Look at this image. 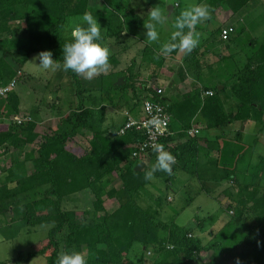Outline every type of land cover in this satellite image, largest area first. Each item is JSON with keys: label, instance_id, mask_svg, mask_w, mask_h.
<instances>
[{"label": "trees", "instance_id": "1", "mask_svg": "<svg viewBox=\"0 0 264 264\" xmlns=\"http://www.w3.org/2000/svg\"><path fill=\"white\" fill-rule=\"evenodd\" d=\"M251 1L197 0V3L203 2L211 6L215 14L218 10L224 12L228 23L233 16L244 15ZM87 2L88 0H0V34L12 36L23 33V25L15 24L13 9L26 6L31 10L29 18L32 19L34 15L38 17L43 37L48 40L46 50L52 53V59L62 64V48L66 40L58 41L56 33L66 20L80 17L85 12L100 17L88 7ZM7 9L12 10V13H3ZM132 9H124L122 16L111 10L102 23L103 28L105 27L102 38L116 40L122 33L124 36L133 35L143 16L136 19L133 15L135 9ZM261 14L257 16L259 21L253 23L259 38L252 37L249 46L245 44V48L236 51L225 48L226 54L215 51L213 60L208 56L210 49L204 51L200 46L187 55L183 52L180 56L174 54V57L172 54L164 56L159 50L154 52L151 46L144 47L141 56L145 59L148 57L150 62L154 54L158 61L150 76L158 77L159 68L169 57L180 60V65L174 69L180 82L188 76L193 80L187 92L178 93L174 90V101L170 105H165L167 99H164L163 91L156 95L150 87L142 89V86H137V74L132 67L126 69L127 76L121 75V71L111 73L110 83L106 88L103 85L105 77L102 75L83 79L70 70L64 71L73 86L68 92L63 88L66 93L60 102L58 100V105L55 102L49 105L58 109L56 113H62L65 109V116L54 127L38 128L29 116H21L18 118L21 121L17 123L14 118L20 113L19 98L13 91L14 87L0 97V147L8 145L21 150L37 140L36 151L25 153L22 161L12 164L14 166L8 167L5 175L0 177V208H11L10 219L0 221H5L7 226L12 224V216H19L23 226H49L46 238L32 246L34 251L28 254V258L42 256L46 258V264H56L62 251L75 249L81 252L85 247L87 264H144L147 251L151 256V264H194L199 262V254L207 252L214 254L215 258L224 257L218 258L215 264H264V186L259 187L255 183L256 178L251 182L252 175H247L248 180L237 176L238 160L245 156L252 145H242L235 154L232 151L230 155L234 157L230 162L224 160V148L216 146L218 159L205 169L208 171L214 167L220 172L218 176L209 178L224 184L221 193L230 200L226 210L231 212L232 219L211 243L203 242L202 237L194 233L196 228L201 230L204 219H196L197 226L178 225L173 219L162 223L134 201L137 192L151 185L153 179L163 180L167 186L180 170L201 180L198 170L203 165L198 159L201 146L198 130L208 131L247 120L264 123V11ZM234 24V27L230 23L223 26L233 29L226 41L220 39V29L212 31L210 43H217L218 39L222 43L231 42V35L235 32L240 35L242 29H238L237 21ZM115 60L114 54L109 56V63L114 64ZM24 62L25 60L18 61L11 51L3 53L0 56V85L12 81ZM215 66L217 74L213 73L209 82L204 80L202 73L211 71ZM142 90L147 94L140 96L139 92ZM202 91H211L212 96L201 99ZM146 97L165 108L169 117L167 129L171 134L164 137L162 143L176 158L170 174L156 171L151 180L144 179V172L156 160L148 165L142 157H131L135 146L143 140L141 132L127 129L118 133L126 116L117 126L112 124L102 127L104 110L109 105L120 103L116 106L117 109L126 107L134 115V109ZM35 108L33 106L31 114L37 112ZM14 115V122L6 125L4 120ZM191 129L195 130L193 136L187 133ZM80 131H84L85 136L89 137L86 147L77 145L76 137ZM183 137L184 141L176 142L177 138ZM234 142L238 143L235 138ZM213 145L215 146L214 143ZM240 175L245 176L244 173ZM114 176L120 181V188L114 189L110 184L105 195L110 198L120 192L116 195L118 205L110 212L104 207L102 195L97 189L102 180L110 183ZM263 176L264 172L256 177L260 179ZM84 190H90L93 194L88 209H84L79 216L73 209H63V201ZM195 217L199 218L197 215ZM228 226L234 230L233 233L237 232L234 238H231L233 233L227 232ZM241 233L245 235L244 238L254 239L257 243L250 245L247 239L239 240L236 247L242 246L241 252H223L222 246L226 243L233 244L235 248L237 239L242 237ZM14 234L16 232L12 236ZM20 261L21 254L17 253L14 262Z\"/></svg>", "mask_w": 264, "mask_h": 264}, {"label": "rangeland", "instance_id": "2", "mask_svg": "<svg viewBox=\"0 0 264 264\" xmlns=\"http://www.w3.org/2000/svg\"><path fill=\"white\" fill-rule=\"evenodd\" d=\"M197 3V0H88L87 5L88 7L92 8L94 13H97L100 15V17L96 16L97 23L102 28V23L105 22L106 16H108L109 12L113 10L116 13H119L121 16L124 13V9H132L134 10V14L136 19L140 18V16H143V19L141 20V25H139L135 31L134 35L137 38H140L142 41L137 42L135 46L137 49L142 48L145 44L153 45L156 48L161 47V45L165 42H171L169 35L171 34L174 29L172 28V24L175 21V18L179 15V13L189 6L190 4ZM203 4V2L201 3ZM205 4V3H204ZM173 6V12L170 13L168 10V6ZM207 5V4H206ZM153 6H161L162 9H165V15L168 17L167 21L160 25L158 27L159 32V41L158 42H152L151 44L144 41V33L146 32V29L143 27V23L147 20V12L148 10ZM116 7H119L116 8ZM210 9V18L206 21H203L199 23L196 27L198 32L201 33L200 42L197 45L202 48V50L210 49V52L208 53L209 58L211 60L215 59L214 53L216 51H223L225 54L226 50L228 48L232 49V51H236L240 48H245V44L250 45L249 40L254 37L258 36L256 33V29L253 27V23H256L257 20L259 21L260 18H257L259 14H263L264 11V0H252L250 4L247 7V12L243 14H238L233 16L228 23L227 22V16L224 12H221L218 10L216 12V17L214 16L215 13L212 11V7L209 6ZM144 10V11H143ZM31 10L27 8L26 6H18L13 9V13L15 18V24L16 25H23L24 30L23 33L19 32L18 35H12V36H6L5 33L0 34V56L3 55V53L6 52H12L15 57L18 59V61L25 60L23 65L21 66L20 70L17 72L16 77L13 79L16 81L13 91L18 95L19 98V115H16L17 118L28 117L30 120H33L37 127H48V126H55L56 118L59 116L58 113H56L58 110L57 108H51L49 105L51 102L57 103L58 100L60 102V99L64 97V87L66 88V91L68 92L69 89H71L72 81H70L64 70H62V64L61 68H58L55 71L51 70H43L38 69L34 65H32L29 62H32V58L36 56L38 52L45 51L47 49V42L48 40L43 37V30L42 27L38 24L37 16H33V18H29ZM3 13H12V10H5ZM248 13V14H247ZM144 14V15H141ZM261 14V15H262ZM82 16L80 17H71L66 20L64 26L56 33V38L58 41H61L62 36L67 37L66 34L70 33V29L74 27L77 24L82 23ZM138 17V18H137ZM146 18V19H145ZM257 18V19H256ZM145 19V20H144ZM238 22V29H242L241 34L231 35V42H221L218 39L217 43H210L211 40V33L212 31H220L223 26L230 23V25L234 24L235 22ZM232 23V24H231ZM235 25V24H234ZM233 26V25H232ZM234 27V26H233ZM205 29L208 30L207 32H204ZM237 29V28H234ZM102 30V31H103ZM187 31V29H185ZM68 32V33H67ZM65 33V35H64ZM218 34V32H215ZM207 36V39L209 40L206 46H205V37ZM240 36L241 44H235V40L237 37ZM64 37V38H65ZM131 37H129L130 39ZM259 38V36H258ZM128 39V37H127ZM111 42L106 43L105 46H107L111 51H118L121 45H118V39L114 40L108 39ZM234 40V42H233ZM121 41V40H120ZM135 41V40H134ZM11 42V43H10ZM7 49V50H5ZM214 50V51H213ZM160 51V50H159ZM132 55L133 52H131ZM183 51L181 50H174L171 54L174 57V54L176 56L182 55ZM153 55V54H152ZM149 55V56H152ZM135 56L127 55L125 56L118 64L119 72L122 71V68H126L128 65L130 59ZM152 58V57H151ZM150 58V59H151ZM121 59V58H120ZM147 63H148V57H146ZM35 64L38 65L39 61H35ZM163 64V63H162ZM168 67L166 66V69ZM162 69V66H161ZM161 72V71H160ZM152 72L150 70L149 75H151ZM213 73L211 71H205L203 72V77L209 82L212 78ZM81 76V75H80ZM83 78V77H82ZM174 78L176 76L174 75ZM84 79V78H83ZM59 85L61 88H58ZM103 85L106 87L108 85V81L106 79L103 80ZM58 86V87H56ZM60 89V90H59ZM63 90V91H62ZM60 93V96H57ZM73 99V98H72ZM1 100L0 99V109H1ZM56 100V101H55ZM58 105V103H57ZM100 105V104H99ZM33 106H36L35 109H37V112L35 114H31V109ZM56 107V106H55ZM139 108H141V104L139 102L137 109H134L133 114L138 115L141 114L139 112ZM33 110V109H32ZM65 115V113H64ZM11 116L10 118L4 120L5 124H12L13 118L16 117ZM119 117V115H118ZM15 119V118H14ZM1 120V119H0ZM123 119H120V121ZM58 121V120H57ZM112 123V122H111ZM110 123V124H111ZM1 124V121H0ZM110 124H102V127L106 128L110 126ZM114 125H118L117 123H113ZM112 125V124H111ZM235 123L229 124L227 126H219L217 128H214L212 130H215L213 133L217 134L219 133L220 140L216 139L214 144H217V141H220L221 147L225 150V157L224 160L230 162L234 156H231L230 154L232 151H235L232 154H235L241 149V146L244 144H251L252 148L245 154V156L242 159L238 160L237 165V176L239 175L243 179L247 180L249 176H241L239 173L240 170L244 171H251L249 175L251 176V182L255 180V183L260 187L263 188L264 186V176L260 177L258 179L256 176L261 175L262 172H264V128L261 131H258V126L254 123H247L245 126V129H248V131H251L253 133L257 132V145H254L255 138L254 135L250 134L249 132H243L240 133V141L238 143H235L234 140H229L228 138L233 135L235 130L234 127ZM79 136L76 137L77 139V145L86 147L87 140L89 137L85 136L84 131L79 132ZM208 131H200L199 136L202 137L203 135H208ZM82 134V135H81ZM262 138L263 140H261ZM262 141V143H260ZM25 145L23 149L17 150L12 147H8V145H3L0 147V177L2 178L5 173L7 172L8 167H12L14 165L22 161L23 156L25 153L29 151H36L35 143ZM202 155H199V163H201ZM148 163L149 161L146 160ZM208 165L206 164L205 167L203 165L199 166L201 170H198V175L201 176V180H198L197 176L189 175L188 173H185V171L180 170L177 172L175 179L172 178L170 180V183L172 181L174 184H168L165 186L163 180H156L153 179L151 182V185H147L146 187L140 189L136 196H135V202L137 205H139L143 210H145L149 215L154 216L155 219H159L162 223H168L170 219H173L176 224L188 226V225H196L198 224V221L196 219L203 220L201 230L196 228L194 233L197 236L202 237L203 242H209L211 243L215 238H218L219 232L223 230L226 224L228 225L230 222H232L231 212L226 210L227 205L230 203V200L226 197V195H222V189L223 187L221 184H218L216 182H213L210 180L211 176H218L220 172L216 171V168L212 167L211 170H205ZM242 167V169H241ZM3 169V171L1 170ZM243 173V172H242ZM210 177V178H209ZM186 178V179H185ZM189 179V180H188ZM188 181L187 187L185 189L182 188L184 181ZM212 181V182H211ZM244 182V181H242ZM245 183V182H244ZM112 185L114 189L120 188V181L117 179V177H113L112 182H108L107 180H102L101 185L97 189V192H100V195H102L103 201H104V207L107 209V211H113L117 205L118 200H116V195L120 192L118 191L117 194H115L113 197L108 198L105 195V190L108 187V185ZM203 187H206L207 191L211 194L210 197L205 196L203 192H201V188L204 191ZM205 192V191H204ZM206 193V192H205ZM216 193V194H215ZM207 194V193H206ZM190 197H193L190 203H187L186 201L190 200ZM93 199V194L90 190H84L81 192H78L67 199V201H63V209L69 210L73 209L75 213L79 216V214L84 211V209H88V207L91 206V202ZM69 200V201H68ZM187 203V204H186ZM182 208H184L183 211H180ZM11 208H0V220H7L10 219L11 215ZM209 214L208 217H206ZM198 216L199 218H196L195 216ZM12 224H8L5 226V221H0V239L4 238V241L0 244V262L3 264H46V258L42 256H34L31 258H28V254L34 251L32 249V246L42 241L46 238L47 230L49 229L48 225L45 226H35V227H26L23 226V223L20 219V217L12 216ZM206 218V220H205ZM11 225V226H10ZM10 226V227H8ZM229 227V228H228ZM226 228L227 232L233 233V229L228 226ZM29 229V231H28ZM16 232L12 236V233ZM237 232H234L231 238H234ZM215 235V236H214ZM244 234H240L239 237L235 243V248H233V244L226 243L222 246L223 252H233L234 254H238L243 250L242 246L236 247L239 240L247 239L243 237ZM245 236V235H244ZM214 237V238H213ZM248 240V239H247ZM250 239L248 240L250 245H253V243H257L256 240ZM245 249H248L247 246H245ZM250 249V248H249ZM250 251V250H249ZM148 252V251H147ZM146 252L145 256L147 259H145L144 264H151V256ZM17 253L21 254V261L18 263L14 262V259L17 258ZM250 253V252H248ZM81 254L86 257V248L83 247L81 249ZM27 257V258H26ZM223 258L224 257H218ZM218 258H215L214 254H211L209 252L207 253H201L198 256L199 262L194 264H215L216 260Z\"/></svg>", "mask_w": 264, "mask_h": 264}, {"label": "clouds", "instance_id": "3", "mask_svg": "<svg viewBox=\"0 0 264 264\" xmlns=\"http://www.w3.org/2000/svg\"><path fill=\"white\" fill-rule=\"evenodd\" d=\"M146 2V0H145ZM147 20L143 23L144 41L151 44L159 41L158 27L164 24L168 17L165 9L161 6L151 7L147 14ZM210 18L208 5L193 3L184 8L175 18L171 32L170 41L165 42L160 47L162 55L167 56L174 50H181L184 54H189L200 42L201 33L196 31V26ZM82 23L70 29V39L66 40L63 48L62 70L72 71L77 75H82L85 79L106 71L109 67L110 50L102 43V30L97 23L96 16L91 12H85ZM187 29V31L185 30ZM39 61L36 65L35 61ZM38 69L55 71L61 68L60 62L52 59V53L48 50L38 52L29 62ZM159 121L153 117L147 124H158ZM157 153L155 163L150 169L144 172V179H153V173L163 171L171 173L175 163V157L160 144L154 146ZM56 264H87V260L81 252L75 249H68L59 253Z\"/></svg>", "mask_w": 264, "mask_h": 264}, {"label": "crops", "instance_id": "4", "mask_svg": "<svg viewBox=\"0 0 264 264\" xmlns=\"http://www.w3.org/2000/svg\"><path fill=\"white\" fill-rule=\"evenodd\" d=\"M204 4V3H203ZM171 6V5H170ZM169 7V6H168ZM169 10V9H168ZM169 12L170 13H172L173 12V6H171V8H170V10H169ZM215 17L217 16L216 14L214 15ZM146 19V18H145ZM144 19V20H145ZM141 25V24H140ZM102 28H103V26H101ZM196 29H197V27H196ZM196 31H198V30H196ZM204 32H207L208 33V30L207 29H205V31ZM68 33V32H67ZM102 34H103V31H102ZM101 34V35H102ZM64 35H65V33H64ZM67 35V37H65V36H62V40H67V39H70V35L69 34H66ZM65 37V38H64ZM127 37H128V39H127ZM129 37H131L130 39H129ZM169 37H171V34L169 35ZM108 39H112V38H108V37H106V38H102V43L104 44V45H106V43H108V42H111V41H109ZM117 40V39H116ZM121 40V41H120ZM135 40V41H134ZM205 46L207 45V44H209V43H207L209 40L207 39V36L205 37ZM140 41H142L140 38H137L135 35H134V33H133V35H129V36H124L123 35V33L121 34V36L118 38V45L120 46L121 45V47L119 48V50L118 51H111L110 49V56L112 55V54H114V57H115V61H114V64H112V63H109V67H108V69L106 70V71H104V72H102V73H100V74H98V75H102V76H104L105 78L104 79H106L107 81H108V85H106V87L107 86H109V83H110V76H111V73H116V72H118L119 71V69L120 68H118V64H119V62L125 57V56H127V55H130V56H135V58L134 57H132L131 59H130V61H129V63H128V65L126 66V68H122V71H121V75L122 74H124L125 76H127L126 74H127V71H126V69L128 68V67H132L133 68V70H134V72H135V74H137V76H136V81L138 82V84H137V86L139 85V86H142V89H144L145 88V86L146 87H150V88H152V89H154V88H160L162 91H163V97H164V99H167L165 102V105H167V104H171L173 101H174V90H176L178 93H185V92H187L190 88H191V85H192V78L191 77H187L185 80H183L182 82H180L179 81V79H178V75H176V78H174V75H175V73H174V69H176V67H178V65H180V60H176V59H174V58H166L164 61H163V64H162V69H161V67L159 68V70H158V72H159V74H158V77H152V76H150L149 75V72H150V70H155V63H158V61H157V59L155 58V56H154V54H153V56H152V58H151V61L149 62V60H148V63H147V59H145V58H143L142 56H141V51H142V49L144 48V47H146V46H151L152 47V49H154V52H156L155 50H160L159 48H156L155 46H153V45H148V44H145L142 48H140V49H137V47L135 46V44L137 43V42H140ZM207 41V42H206ZM233 42H234V40H233ZM235 44H238V45H240L241 44V41H240V36H238L237 37V39L235 40ZM214 51V50H213ZM131 52H133V54L134 55H132V53ZM121 58V59H120ZM166 66L168 67L167 69H166ZM216 66H217V64H216ZM216 66L211 70V69H209V70H211V72L212 73H214V74H217V69H216ZM161 71V72H160ZM98 75H96V76H98ZM202 75H203V73H202ZM96 76H94V77H96ZM81 77H83L82 75H81ZM84 78V77H83ZM85 79V78H84ZM204 80H206L205 79V77H204ZM141 84V85H140ZM199 84V83H198ZM175 86V87H174ZM199 86H201V84H199ZM56 87H58V86H56ZM105 87V88H106ZM58 88H61V86L59 85V87ZM60 90V89H59ZM58 94V93H57ZM139 94H140V96H144L145 94H147L146 92H144L143 90L142 91H140L139 92ZM57 96H60V93L57 95ZM143 99V98H142ZM202 99V98H201ZM141 101V100H140ZM120 105V103H114V104H111V105H109V107H107V108H105V110H104V119H103V122H102V124H110L111 122V124H113L114 122L115 123H117L118 125L119 124H121L122 123V121L123 120H125V118H124V113L126 112V113H128L129 111L126 109V107H122V108H120V109H117V107L116 106H119ZM129 108V107H128ZM140 113H141V108H140V111H139ZM64 113H65V109H63V112L61 113V112H58V114H59V116H57V117H55L56 118V123L58 122V121H60V119H62L65 115H64ZM118 115H119V117H118ZM128 115L131 117V118H134V119H137V118H139L140 116H141V114H138V115H132L130 112L128 113ZM120 119H123V120H121L120 121ZM58 120V121H57ZM252 121H249V120H247V121H244V122H234L235 123V125H234V129L235 130H233L232 132H234L233 133V135L231 136V137H229L228 139L229 140H234V138L236 139V141L237 142H241L239 139H240V133H243L244 131L245 132H249L250 134H252V135H254L255 136V138L253 139V140H255L256 142H254V145H257V139H259L258 137H257V132H255V133H253V132H251V131H248V129H245V126H247L246 124L247 123H251ZM55 123V124H56ZM252 123H254V124H256L257 126H258V131H261V130H263V128H264V123H255V122H252ZM110 124V125H111ZM200 131H203V130H198V135L200 134ZM205 131V130H204ZM215 130H208V135H203L202 137H200L201 138V140H200V142H201V146H200V148H199V155L201 154L203 157H202V161H201V163L204 165V167H205V165L207 164V165H209V164H211L215 159H218V156H219V154H218V152L216 151V146H219V148H222L221 147V143H220V141H217V144L214 146L213 145V143H214V141H215V139L217 138L218 140H220V136L221 135H219V133H217V134H215V133H213ZM175 135V137H176V134H174ZM261 140H263L262 138H260ZM181 141H184V137L183 138H177L176 139V142H181ZM260 143H262V141L260 142ZM211 145V146H210ZM248 145H251V144H248ZM252 148V147H251ZM251 148H249V150L251 149ZM243 158V157H242ZM241 158V159H242ZM238 165V164H237ZM241 169H242V167H241ZM237 171H238V169H237ZM242 172L243 173H246V176L247 175H249L250 174V172L251 171H244L243 169L242 170H240V168H239V173H241L242 174ZM186 179V178H185ZM249 179V178H248ZM247 179V180H248ZM189 180V179H188ZM174 181V180H173ZM172 181V184H174V182ZM212 182V181H211ZM214 182V181H213ZM187 184H188V181L186 180V181H184V183H183V186H182V188L183 189H185L186 187H187ZM218 184H221V186L223 187L224 186V184L223 183H219L218 182ZM203 189H204V191L207 193H205L203 190H202V188H201V192H203L204 194H205V196H207V197H210L209 195L211 194V192L209 193L208 191H207V189H206V187H203ZM216 194V193H215ZM193 197H190V200L188 201H186L187 203H190L192 200ZM186 203V204H187ZM107 210V209H106ZM184 210V208H182L180 211H183ZM209 216V214L206 216V217H208ZM1 228V227H0ZM4 241V238H2L1 240H0V244L2 243Z\"/></svg>", "mask_w": 264, "mask_h": 264}, {"label": "built area", "instance_id": "5", "mask_svg": "<svg viewBox=\"0 0 264 264\" xmlns=\"http://www.w3.org/2000/svg\"><path fill=\"white\" fill-rule=\"evenodd\" d=\"M232 32V27H223L220 31L219 37L221 40L226 41ZM14 84L15 81L12 80L6 85H0V97L5 96L14 87ZM153 90L155 91L156 95H159L162 92L160 88H154ZM211 96V91H202L200 93V97L202 99ZM141 103L142 116L138 119H134L125 112L124 116H126V121L124 125L119 128L118 133L121 134L127 129H133L135 131L141 132L143 140L135 146V149L131 153V157H142L144 162H146V160L149 161L148 163L146 162L149 165L151 162L156 160L157 153L154 151V146L156 144L162 145L164 149L168 151L162 143V139L171 134L167 129L169 117L165 111V108L161 104L151 100L150 97L144 98ZM153 117H155L159 123L153 125L147 124V121L151 120ZM14 120L17 123L21 121L18 118H15ZM194 132L195 130L191 129V131L187 133L189 136H193Z\"/></svg>", "mask_w": 264, "mask_h": 264}, {"label": "water", "instance_id": "6", "mask_svg": "<svg viewBox=\"0 0 264 264\" xmlns=\"http://www.w3.org/2000/svg\"><path fill=\"white\" fill-rule=\"evenodd\" d=\"M171 6L168 7V9L170 10ZM220 88V87H219Z\"/></svg>", "mask_w": 264, "mask_h": 264}]
</instances>
